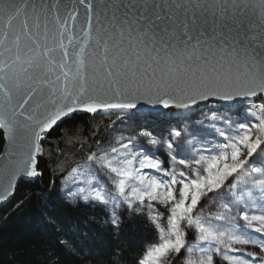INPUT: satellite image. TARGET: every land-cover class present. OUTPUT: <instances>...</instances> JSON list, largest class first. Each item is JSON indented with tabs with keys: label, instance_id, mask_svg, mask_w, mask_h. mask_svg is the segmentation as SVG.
<instances>
[{
	"label": "snow or ice",
	"instance_id": "6c2138e0",
	"mask_svg": "<svg viewBox=\"0 0 264 264\" xmlns=\"http://www.w3.org/2000/svg\"><path fill=\"white\" fill-rule=\"evenodd\" d=\"M81 117L110 131L73 166ZM21 187L28 264H264V0H0V205Z\"/></svg>",
	"mask_w": 264,
	"mask_h": 264
},
{
	"label": "trees",
	"instance_id": "16d2710c",
	"mask_svg": "<svg viewBox=\"0 0 264 264\" xmlns=\"http://www.w3.org/2000/svg\"><path fill=\"white\" fill-rule=\"evenodd\" d=\"M86 119L88 118L81 117L80 131V139L85 146L81 147L80 143H77L76 145L68 144L65 147L69 162L73 166L83 163L85 157L90 154L89 147L94 151L97 143H102L103 137L110 131L105 128V125L109 123V118L105 117L95 125L97 129L95 134H92L87 125L83 124V120ZM24 191L26 189L21 187L17 191L16 197L0 210V264H28L31 257L23 255L24 250L31 248L33 242L39 243L40 241V232L35 223L34 204L29 203L19 209L13 208L15 199L19 198ZM5 217L7 218L5 219ZM125 239L126 241L131 240L135 245L141 239H154V235L137 226L129 231Z\"/></svg>",
	"mask_w": 264,
	"mask_h": 264
},
{
	"label": "water",
	"instance_id": "95a60500",
	"mask_svg": "<svg viewBox=\"0 0 264 264\" xmlns=\"http://www.w3.org/2000/svg\"><path fill=\"white\" fill-rule=\"evenodd\" d=\"M10 201H11V200H10ZM10 201L6 202V203L3 204V205H0V210H1L4 206H6Z\"/></svg>",
	"mask_w": 264,
	"mask_h": 264
}]
</instances>
